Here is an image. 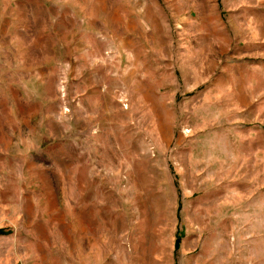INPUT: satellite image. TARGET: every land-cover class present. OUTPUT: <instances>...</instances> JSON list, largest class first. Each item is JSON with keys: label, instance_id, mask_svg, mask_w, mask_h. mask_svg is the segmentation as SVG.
<instances>
[{"label": "rangeland", "instance_id": "rangeland-1", "mask_svg": "<svg viewBox=\"0 0 264 264\" xmlns=\"http://www.w3.org/2000/svg\"><path fill=\"white\" fill-rule=\"evenodd\" d=\"M0 264H264V0H0Z\"/></svg>", "mask_w": 264, "mask_h": 264}, {"label": "trees", "instance_id": "trees-1", "mask_svg": "<svg viewBox=\"0 0 264 264\" xmlns=\"http://www.w3.org/2000/svg\"><path fill=\"white\" fill-rule=\"evenodd\" d=\"M181 240H182V237L181 235L178 236V239H177V242H176V249L178 250L181 246Z\"/></svg>", "mask_w": 264, "mask_h": 264}]
</instances>
